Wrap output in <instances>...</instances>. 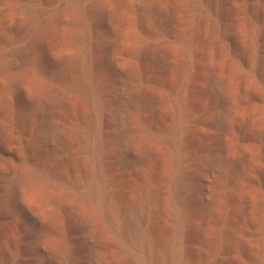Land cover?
<instances>
[{
  "label": "rangeland",
  "instance_id": "374dc122",
  "mask_svg": "<svg viewBox=\"0 0 264 264\" xmlns=\"http://www.w3.org/2000/svg\"><path fill=\"white\" fill-rule=\"evenodd\" d=\"M25 167L47 175L10 186ZM144 247L148 264H264V0H0V264H140Z\"/></svg>",
  "mask_w": 264,
  "mask_h": 264
},
{
  "label": "bare ground",
  "instance_id": "6f19581e",
  "mask_svg": "<svg viewBox=\"0 0 264 264\" xmlns=\"http://www.w3.org/2000/svg\"><path fill=\"white\" fill-rule=\"evenodd\" d=\"M139 5H141V3ZM16 54H17L16 57L22 59L25 56L26 52H25L24 49H21V50H18L16 52ZM21 75L17 76V77H14L13 79H11V78H8V79H11V81H10L11 84L17 85V84L21 83L25 79L26 76L28 77V73L26 74V76L24 75V77L21 76ZM127 78H128L127 75L122 74V75L119 76V78L117 80L119 82V84H120V89H121V92L119 93V95L117 94L119 96V99H118L119 103L127 101L128 97H129V88H128V84H127V81H128ZM26 80H28V78ZM68 87L71 90L77 89V86H75V85H68ZM93 94H95V93L93 92ZM96 97H97V95H96ZM49 100H50L49 102L51 103V106H54V105L57 106L58 101H56L53 97L51 99H49ZM122 104H124V103H122ZM96 108L98 110V108H99L98 105H96ZM125 108L126 107L123 108V106H122V109H121L122 111L119 114H117L118 118H119V119L117 118L119 120V122L118 121L117 122H118V125H120L119 126L120 128H119V130L117 132L119 133L118 135L121 136V139L123 140V144L125 146V151L123 152L124 153V158L126 160H128L127 162H132V163L139 162V161L141 162L142 160L145 159L144 157H145L149 147L147 145V142L143 138H134L132 140H130V138H128V136H129L128 132H127V129H128L127 128V120L128 119H127V111H126ZM113 122H115V121H113ZM113 122H112V124H114ZM96 133H97V131H96ZM130 136H132V135H130ZM66 140H68L66 132H65L64 128L60 124L51 123L48 126L47 132H46V139H45L46 148L48 149V152L50 154L54 155V157L58 156V159L60 161L63 160V159L65 160L66 157L69 155V150L67 148V141ZM99 148L100 147H98V149ZM93 149H95V148H93ZM96 149H97V147H96ZM123 153H121V154H123ZM98 169H99V171L97 170L98 174H96L97 175L96 180L93 182V184L90 187L91 197L94 198V200L96 201V204H99V206L102 205L103 207H106V209H108V210L110 209L111 211H113L111 209L112 205H110V203H109V197L110 196L108 194V191L105 190V188H106L105 187V185H106L105 184V179H104L105 176L103 175L101 169L100 168H98ZM46 175L44 174L42 169L34 168V167H25L23 170H21V171L19 170V172L15 173L10 178L9 185L12 186V187H29V186L37 183L41 179L45 178ZM204 194H206V191H205ZM209 199L207 198V200H209ZM110 215L112 217L113 213L111 212ZM86 237H87L89 242H93L94 241V235H93L92 232H88ZM136 239H139L140 241L144 240V238L141 240V234L139 235V238H136ZM37 244H42V245H37L35 247L39 256H42V255L46 254L49 251L48 240L43 239L40 243H37ZM89 245H91V244H89ZM146 251L147 250H145V247H144L143 250H141V251H139V253H137V259L139 260L140 264H148L149 261H151L152 256L155 254L154 253L152 255V251H151L150 254L152 256H150V254L147 255Z\"/></svg>",
  "mask_w": 264,
  "mask_h": 264
}]
</instances>
